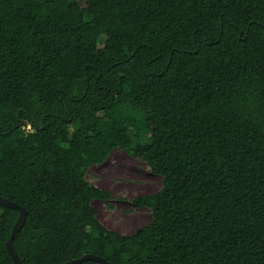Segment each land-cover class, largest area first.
<instances>
[{
    "label": "trees",
    "instance_id": "obj_1",
    "mask_svg": "<svg viewBox=\"0 0 264 264\" xmlns=\"http://www.w3.org/2000/svg\"><path fill=\"white\" fill-rule=\"evenodd\" d=\"M114 148L161 179L131 234L86 178ZM0 196L22 264H264V0H0Z\"/></svg>",
    "mask_w": 264,
    "mask_h": 264
},
{
    "label": "rangeland",
    "instance_id": "obj_2",
    "mask_svg": "<svg viewBox=\"0 0 264 264\" xmlns=\"http://www.w3.org/2000/svg\"><path fill=\"white\" fill-rule=\"evenodd\" d=\"M138 133L141 134V140H146L144 128H139ZM86 178L113 196L108 203L92 201L98 220L108 229L120 234H131L150 221L151 210L133 202L134 198L154 193L161 186L160 176L151 173L146 162L123 149L114 148L105 161L88 168Z\"/></svg>",
    "mask_w": 264,
    "mask_h": 264
},
{
    "label": "water",
    "instance_id": "obj_3",
    "mask_svg": "<svg viewBox=\"0 0 264 264\" xmlns=\"http://www.w3.org/2000/svg\"><path fill=\"white\" fill-rule=\"evenodd\" d=\"M0 205L5 206V207H9V208H16L19 211L18 218L12 227L10 237L6 242V247H7V250L9 252L13 262L15 264H22L18 254L14 248L13 240L25 222L26 211L22 206H20L16 202H13V201L9 200L8 198L2 197V196H0ZM86 260H95V261H99L103 264H110L104 257L98 256V255L93 254V253H85L79 258H74L72 260L66 261V262L61 263V264H80L81 262L86 261Z\"/></svg>",
    "mask_w": 264,
    "mask_h": 264
}]
</instances>
